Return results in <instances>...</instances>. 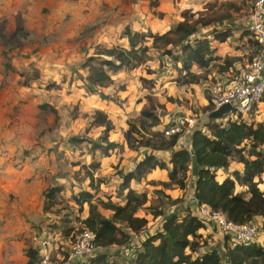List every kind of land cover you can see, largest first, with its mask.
I'll use <instances>...</instances> for the list:
<instances>
[{
    "label": "rangeland",
    "instance_id": "rangeland-1",
    "mask_svg": "<svg viewBox=\"0 0 264 264\" xmlns=\"http://www.w3.org/2000/svg\"><path fill=\"white\" fill-rule=\"evenodd\" d=\"M253 2L0 0V264L36 263L31 262L28 252L36 250V238L48 230L58 235L53 258L65 257L88 216V205L81 207L73 201L81 191L92 193L95 202L111 200L123 205L118 198L123 175L132 172L150 152L147 148L129 149L123 132L145 107L155 102L161 105L155 112L159 124L151 129L154 133L180 127L183 135L173 147H189L191 131L210 120L213 88L228 85L259 51L248 30ZM181 22L195 29L185 42L206 37L221 54L220 60L207 68H192L200 77L193 83H185L176 62L184 34L173 32ZM126 28L168 35L171 44L163 39L153 46L148 41L142 65L109 70L112 84L89 91L83 63L103 48H126L122 36ZM222 32L230 37L219 43L214 35ZM95 112L108 117L113 125L108 140L119 144L105 158L92 149L93 144H102L103 135V128L92 124ZM190 120L194 121L191 129ZM251 120L254 125L264 124V107L248 122ZM74 139L78 142L72 143ZM93 154L100 160L96 170L89 167ZM158 158L165 160V152ZM242 170L241 164L231 161L215 176L220 179ZM165 176L155 171L130 183L136 193L146 197L136 216L150 224L147 235L155 232L153 221L158 217L153 219L154 215L178 214L177 208L192 203L183 191L193 174H188L189 182L182 192L166 188ZM50 188L59 191L47 201L45 193ZM259 188L264 190L263 185ZM243 190L235 186V192L243 194ZM261 223V218L254 222L258 229L254 242L264 246ZM119 227L126 231L124 225ZM200 234L205 241L202 252L215 248L223 256L225 242L230 245L223 233L218 240ZM136 246H130L133 253ZM119 260L131 264L125 257Z\"/></svg>",
    "mask_w": 264,
    "mask_h": 264
},
{
    "label": "trees",
    "instance_id": "trees-1",
    "mask_svg": "<svg viewBox=\"0 0 264 264\" xmlns=\"http://www.w3.org/2000/svg\"><path fill=\"white\" fill-rule=\"evenodd\" d=\"M156 4L155 2V6ZM179 32H183L184 36L180 39V55L176 62L180 64L179 72L183 73L185 83H193L200 78L191 72L193 67L204 69L220 58L217 56L216 47L206 37L195 39L192 43L185 42L195 33V29L187 23L181 22L177 25L173 33ZM122 36L126 38V48H103L83 63L87 70L85 80L89 91L112 84L109 70L131 69L142 65L147 57L148 47L145 45L148 41L153 46L163 39L166 40L165 44H171L167 39L168 35L158 36L148 31H131L126 28ZM228 37L230 34L227 32L214 35L219 43H224ZM255 44L260 53L262 47L256 41ZM160 107L155 102L151 107L142 109L136 122L130 123L123 136L129 149L136 151L147 148L153 152H168L169 161L148 154L135 165L132 172L123 175L118 196L123 205L111 200L95 202L93 194L87 191L73 196L76 205H88V216L83 220V225L95 233V245L103 249L127 245L133 235L145 230L148 221L136 215L145 204L146 197L136 193L130 183L139 181L155 169L167 172L168 182L164 183L166 188L176 187L179 190L186 188L188 174L193 171L196 177L193 193L199 205L208 207L212 212H220L235 224H248L261 218V227L264 229V190L259 188L260 185L264 186V124L254 125L251 120L223 125L210 119L201 129L191 131L189 147L174 149L180 135L166 137L163 131L154 133L151 130L159 124L155 112ZM212 109L213 105L210 104L209 110ZM92 124L103 128L100 138L102 144H93L92 149L99 151L102 158L108 157L110 152L119 147V144L108 140L113 125L102 112H95ZM71 142L77 143L78 139ZM92 160L89 167L92 170L98 169L100 160L96 161L94 154ZM231 161L241 164L242 172L235 171L231 178L226 177L220 181L215 172L226 170ZM89 177L92 181V176ZM236 185L245 189V192H235ZM58 191L59 188L48 189L45 193L46 200L53 199ZM98 208L110 212L111 216H104ZM156 217L159 214L153 218ZM119 224L124 225L126 231ZM204 228V224L190 209L178 214L172 213L163 219L157 232L139 244L132 264H264V246L255 243L247 247H231L225 242L223 256L215 248L202 252L205 241L200 231ZM27 256L31 262L37 261L36 250L31 249ZM119 259L115 254L96 253L89 259L88 264H122Z\"/></svg>",
    "mask_w": 264,
    "mask_h": 264
},
{
    "label": "built area",
    "instance_id": "built-area-1",
    "mask_svg": "<svg viewBox=\"0 0 264 264\" xmlns=\"http://www.w3.org/2000/svg\"><path fill=\"white\" fill-rule=\"evenodd\" d=\"M248 30L253 35L254 40L262 47L244 70L232 77L226 86H216L213 88L212 105L213 111L218 110L224 105H228V111L221 119L216 120L221 124L228 122H248L252 116L260 113L264 107V0H254L249 12ZM209 114V115H210ZM194 121L188 122L191 129ZM164 136L183 135L180 127L174 126L163 131ZM189 197L193 202L196 201L194 193ZM197 203V201H196ZM197 218L204 224L212 223L216 228L229 238L230 246L247 247L255 243L258 236V229L254 222L248 224H235L227 220L220 212H212L208 207L199 205L196 207ZM137 239L138 237L135 236ZM95 233L83 228L76 236L74 242L67 252L66 258L56 255L58 235L51 230L43 231L39 238H36L37 261L35 264H69L71 261L78 260L80 264H88L100 249L95 245Z\"/></svg>",
    "mask_w": 264,
    "mask_h": 264
},
{
    "label": "crops",
    "instance_id": "crops-1",
    "mask_svg": "<svg viewBox=\"0 0 264 264\" xmlns=\"http://www.w3.org/2000/svg\"><path fill=\"white\" fill-rule=\"evenodd\" d=\"M217 56H221V54H220V52L217 50ZM162 153L163 152H153V151H151L150 150V152H148V154H153V155H155V156H160V155H162ZM147 154V155H148ZM165 155H166V159L164 160V161H166V162H168L169 161V156H170V153H168V152H165ZM155 171H160L161 173L163 172V175H164V173L166 174V180L168 181V179H167V172L166 171H164V170H159V169H155V170H153L152 172H155ZM192 174H193V176H192V179H191V181H190V183H189V186L187 187V189L185 190V191H183V193L184 192H186L188 195L187 196H189V197H191L192 195L191 194H193V189H194V183H195V180H196V177H195V173H193V171L191 172ZM226 177H229V178H231V176H222L221 178H220V181H221V179L223 180V179H225ZM165 182V181H164ZM179 192H182L181 190H179ZM189 192V193H188ZM196 207H197V203H196V201H192V203H189L185 208H177V210H178V213H182V212H184L186 209H190V211L192 212V214L193 215H195L196 217H197V214H196ZM173 208V207H172ZM173 210H175V209H173ZM172 213H174V212H172ZM172 213H169V214H164L162 217H158V219H154V225H155V232H157L158 231V229H159V227H160V224H161V222L163 221V219L165 218V217H167L168 215H170V214H172ZM143 216H145L146 218H148V216H146L145 214L143 215ZM150 224L148 223V225L146 226V228H145V230L144 231H142V232H140L139 234H137V235H133L132 236V239H131V242L130 243H128L127 245H122V246H111V247H108V248H106V249H103V248H100L98 251H97V253H107V254H115V255H117L119 258H121V257H125V258H127V260L128 261H131V264H132V259L134 258V253L132 252L133 251V249H131L130 250V246H133L135 243H137V246H136V249L138 248V246H139V244L143 241V240H145L148 236H150V235H147L148 233H150L148 230L150 229ZM154 232V233H155ZM201 233H203L204 235H208V236H210V238H211V240L212 239H215V240H218V239H220V237H222L221 236V232L216 228V226L214 225V224H212V223H207V224H205V228L203 229V230H201ZM135 236H137L138 238L136 239L135 238ZM214 244V243H213ZM130 251V252H129ZM135 252V251H134ZM67 256V255H66ZM65 256V257H66ZM61 258H65L64 256H60ZM69 264H80V261H78V260H75V261H71V262H69ZM123 264V263H122Z\"/></svg>",
    "mask_w": 264,
    "mask_h": 264
},
{
    "label": "water",
    "instance_id": "water-1",
    "mask_svg": "<svg viewBox=\"0 0 264 264\" xmlns=\"http://www.w3.org/2000/svg\"><path fill=\"white\" fill-rule=\"evenodd\" d=\"M229 106L228 105H224L222 107H220L218 110L213 111L210 115H209V119L212 120H219L222 118V116L228 111Z\"/></svg>",
    "mask_w": 264,
    "mask_h": 264
}]
</instances>
